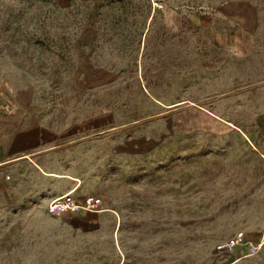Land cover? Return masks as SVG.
Segmentation results:
<instances>
[{
	"label": "rangeland",
	"instance_id": "rangeland-1",
	"mask_svg": "<svg viewBox=\"0 0 264 264\" xmlns=\"http://www.w3.org/2000/svg\"><path fill=\"white\" fill-rule=\"evenodd\" d=\"M56 120L93 129L42 170L108 213L52 216L65 183L2 165L0 264H117L122 237L136 264H264V0H0V148Z\"/></svg>",
	"mask_w": 264,
	"mask_h": 264
},
{
	"label": "crops",
	"instance_id": "crops-1",
	"mask_svg": "<svg viewBox=\"0 0 264 264\" xmlns=\"http://www.w3.org/2000/svg\"><path fill=\"white\" fill-rule=\"evenodd\" d=\"M72 1V0H71ZM86 2H97L100 0H85ZM155 10V9H153ZM85 30L95 31L99 33L97 27L88 26L85 27ZM88 31V33H89ZM97 44H101L102 42L94 43L93 41H86L85 50L89 47L91 50L93 46ZM88 57L87 66L91 67V71L88 73H94L95 71H100L101 69H96L92 67L94 64L92 63L91 54L88 53L86 55ZM80 71H77L76 74H80ZM87 73V71H86ZM87 73V74H88ZM65 105V102L61 103V106ZM66 109V107H64ZM91 121L71 124L68 122H64L63 120H56L53 123H49L47 121L39 122L34 126L27 127L26 129H22L18 131L10 142L8 149L0 148V166L6 165L10 162H14L17 160H28L35 164L46 176L54 178L55 180L61 181L65 183L68 192L77 191L80 187V176L71 175L67 172H44L42 168L47 169L42 164V160L46 156L52 155H64L67 151L71 149H75L79 147L88 132L92 131V126L89 124ZM4 159V160H3ZM67 192V193H68ZM107 211L102 210V212L97 213L98 218L101 219L107 215ZM85 227L91 226L90 223L84 217H76ZM62 222V225L66 227V229L71 232L76 233V222L67 221L66 219H59ZM73 227V230H72ZM65 229V230H66ZM73 233V234H74ZM69 241L71 239H76L77 237H68ZM135 237H133L134 239ZM135 241V240H133ZM140 241V237H136V242ZM121 247H119L121 258L117 264H136V248L135 246H131L128 244L130 242L126 237H122L120 239ZM257 244H263L260 240ZM241 247L237 248L238 251ZM249 257L242 256L241 258H236L231 264H236L242 259Z\"/></svg>",
	"mask_w": 264,
	"mask_h": 264
},
{
	"label": "built area",
	"instance_id": "built-area-1",
	"mask_svg": "<svg viewBox=\"0 0 264 264\" xmlns=\"http://www.w3.org/2000/svg\"><path fill=\"white\" fill-rule=\"evenodd\" d=\"M102 206L103 202L99 197L85 196L79 199L78 196H75V191H70L60 197L51 199L48 209L50 215L57 217L65 213L77 214L81 210L87 213L97 214L102 212ZM244 239V233H238L218 245L217 251L220 253H233ZM248 247L251 254L255 253L257 250V248L251 244Z\"/></svg>",
	"mask_w": 264,
	"mask_h": 264
},
{
	"label": "bare ground",
	"instance_id": "bare-ground-1",
	"mask_svg": "<svg viewBox=\"0 0 264 264\" xmlns=\"http://www.w3.org/2000/svg\"><path fill=\"white\" fill-rule=\"evenodd\" d=\"M262 242L264 241V238L261 240ZM249 244H252V242H248L247 244H246V247H248L247 245H249ZM263 245V244H262ZM262 245L261 244H256V247L257 248H261L262 247ZM239 247H241L240 245H239ZM238 247V248H239ZM249 256H251V255H249Z\"/></svg>",
	"mask_w": 264,
	"mask_h": 264
}]
</instances>
